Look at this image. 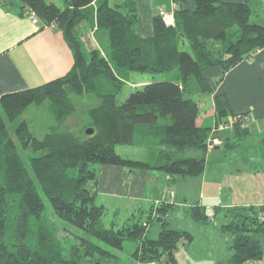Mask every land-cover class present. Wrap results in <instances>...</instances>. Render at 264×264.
<instances>
[{
	"label": "trees",
	"instance_id": "trees-1",
	"mask_svg": "<svg viewBox=\"0 0 264 264\" xmlns=\"http://www.w3.org/2000/svg\"><path fill=\"white\" fill-rule=\"evenodd\" d=\"M17 1L21 16L33 15L42 28L63 34L75 62L64 77L0 98V264H122L118 251L126 241L135 244L131 257L137 263L178 264L177 251L193 236L169 227L166 215L173 206L161 197L145 211L140 206L133 210L124 224L114 218L107 227L106 207L97 204L100 168L161 171L174 186L178 177L204 173L210 139L218 136L228 149L238 146L248 134L250 113L235 115L229 125L234 143L227 144L224 131L216 132L230 122L223 121L230 115L227 95L213 98L214 125L198 123L195 96L215 94L226 73L264 49V25L251 22L264 0H196L194 8L176 0L173 25L154 15L150 38L136 33V0H64V8L46 0ZM13 2L0 0V5ZM82 26L105 30L107 49H89ZM215 67L223 75L209 81L204 74ZM175 69V80H141L120 99L131 72ZM87 94L99 103L87 110L75 133L68 121L77 112L76 99ZM45 102L55 126L39 139L22 116L30 106ZM262 143L264 148V139ZM119 145L141 148L144 158H124L117 152ZM190 210L195 222L209 218L205 206ZM235 210L230 211L232 221L223 225L233 236L229 261L261 260L264 222L258 215L264 207L247 217ZM154 220L162 229L158 237L149 238ZM62 230L65 236H60Z\"/></svg>",
	"mask_w": 264,
	"mask_h": 264
},
{
	"label": "crops",
	"instance_id": "crops-1",
	"mask_svg": "<svg viewBox=\"0 0 264 264\" xmlns=\"http://www.w3.org/2000/svg\"><path fill=\"white\" fill-rule=\"evenodd\" d=\"M116 1L123 2V0ZM182 1L184 3L183 5L187 8L195 7L196 0ZM224 1L243 3L249 0ZM136 3L140 16V23L136 27V33L142 38H150L153 34L152 21L154 15L160 10L165 12L173 11L176 0H136ZM260 4H264V2ZM19 10L20 4L17 1H14L13 5L7 7L0 5V98L8 93L38 87L64 77L73 68L75 62L73 51L60 31L55 30L53 27L42 28L41 24L34 20L32 16H21ZM85 30L87 31V29ZM93 32L96 35L100 31ZM106 38L107 36L100 35L99 41L105 43ZM204 75L209 81H216L223 75V70L220 67L211 68L207 70ZM216 94L227 95L230 107V115L227 117L229 121H232L235 115L244 113H250L251 119L247 123L248 134L238 141L239 144L237 147L228 149L227 145L223 144L216 146L214 149H209L204 173L200 175V177L198 176L199 179H189L188 181L193 185L197 183L200 184L207 198L206 203L196 198L194 201L190 200L191 202H187V205L205 206L206 212L211 206L207 202H211V199H213L211 198V194H214L209 189L211 184H208L209 178H207L206 173L208 164L211 161L212 163L226 161L231 150L241 149L243 151L242 141L248 137L256 135L262 137V140L264 139V49L226 73L224 79L217 87V92L215 94H210V108H207L203 115H201L200 111L198 118L199 124L214 125L216 123L213 102V98ZM201 103L202 102H200V104ZM200 104L199 107L201 106ZM233 135L235 137V132L231 127H228L222 133L223 139L227 141V144L232 143L231 145L234 143L232 139ZM234 141H236V139ZM224 147L226 149H224ZM261 152L263 153V151ZM236 154L235 151L232 155ZM262 157L261 160L264 159V153ZM235 160H237V158ZM233 162L234 161L231 163ZM101 171L102 179H100L98 183V189H101L103 193L111 199H114L116 204H118L114 206V210L122 207V201L120 200L128 201L122 207L125 211H130L131 204H137L136 209H138L139 206H143L144 208H146V205L149 207L154 206V201H157L166 194L165 188L173 187L167 184V176L165 174L163 175V173L161 174V171L142 169L128 170L123 167L112 165L103 166ZM178 179L179 177L174 182V185H176ZM186 181L187 179L182 180V182ZM226 181L228 182V180H225L220 185L227 190V192L225 191L228 196L225 201L226 204H219L211 207L216 210V215L219 214V212L224 215L225 223L232 221L230 211L234 209L243 210L252 215L254 211H259L264 207V170L263 175H261V183L257 185L256 181H254V190L250 191V193H248V191H242L241 193L240 191L238 195H235L233 194V186L230 184L227 185ZM238 187L239 190L242 189L240 185H238ZM186 193L187 192H183L178 196V201L180 203L182 196L184 201L189 200ZM218 194L220 195L222 193L218 190ZM168 203H170L173 208L175 207L174 202L168 201ZM132 206L134 207V205ZM209 217V219H211L210 215ZM160 229L162 228L160 227ZM222 232L229 234V245L223 250V254L215 253V246L213 248V244L209 245L210 247L207 253L203 256V262H205V260L208 262L206 264H232L229 260L232 255L231 245L233 236L224 229H222ZM187 245L182 247H186ZM243 264H264V256L261 260L246 261Z\"/></svg>",
	"mask_w": 264,
	"mask_h": 264
},
{
	"label": "rangeland",
	"instance_id": "rangeland-1",
	"mask_svg": "<svg viewBox=\"0 0 264 264\" xmlns=\"http://www.w3.org/2000/svg\"><path fill=\"white\" fill-rule=\"evenodd\" d=\"M17 1V0H14ZM47 2H52L58 5L61 8L65 7L64 0H46ZM18 2V1H17ZM19 3V2H18ZM175 9V7H174ZM173 9V10H174ZM258 12L254 14L251 18V22L261 23L264 25V4L258 6ZM161 11V10H160ZM172 12V11H171ZM168 12V13H171ZM83 34V40L85 41L87 47L89 49L95 48L99 49L100 51H105L107 49L108 38H106V42H100L99 37L107 36V32L105 30H101L96 35L93 31H90L89 28L87 31L84 29V26L80 28ZM93 32V33H92ZM90 33V34H89ZM105 33V34H104ZM179 76L178 69H175L171 72L166 73H158V74H151V73H139V72H131L130 75V83H126L124 86V93L120 97L121 100H125L129 94L134 90L132 84H136L141 80H146L150 82L154 81H164V80H175ZM218 80H216L217 82ZM195 100L200 104V111L201 115L204 114V111L207 108H210L211 100L210 94L203 93L200 95L195 96ZM99 103L98 100L87 94L80 99H76L75 105L77 107L76 114L69 119L68 123L71 125L70 129L75 133L82 127L84 123V118L86 117L87 110L91 107H94ZM49 104L45 102L42 105H32L30 106L23 114L22 119L26 120L30 131L34 134L35 137L39 139H43L44 136L50 132L52 126H55L54 120L51 118L49 113ZM228 122V118H224L223 121ZM231 126V121L229 123H225ZM262 137L253 135L248 137L244 141H242L243 151L240 150H231L228 154L226 161L215 162L212 161L208 164L207 178L208 184H211L210 190L214 193L211 194V202L209 203L211 206L207 210L208 214L211 216V219L208 218L207 221L203 222H195L191 215V205H187V202H191L190 200L194 201L196 198H199L200 201L206 203L207 195L205 191L201 188L200 184L193 185L191 182H188L189 179H199V177H179L178 182L172 188H165V195L163 198H166L169 202H174L175 207L170 209L168 214L166 215V219L170 224L169 227L177 228L180 230H187L192 236L193 241L187 245L186 247H182L177 256L179 260V264H206L208 263L205 259L203 262V256L207 253L209 249V245H212L214 252L217 254H223V250L227 248L229 245V234L223 233L222 225H225L224 215L219 212V214H215L216 210L211 208L215 205L226 204L225 201L227 200V190L224 187L220 186L223 181L228 180L227 185L233 186V194L238 195L239 192L245 191L250 193L253 191V184L256 181L257 185L261 182V175H263L264 170V159L261 160L263 151V143ZM236 142V141H235ZM238 142V141H237ZM241 143V142H240ZM219 145H222L221 143ZM240 148V147H239ZM238 148V149H239ZM117 152L122 155L124 158H131L142 160L144 157L142 156L144 151L141 148L134 147V146H126V145H119L116 147ZM224 149H226L224 147ZM263 151V153L261 151ZM236 151V155L234 154ZM239 151V152H237ZM262 153V154H261ZM209 156V155H208ZM237 158V160H235ZM207 159V156H206ZM24 160L28 162L27 154L24 153ZM234 161L233 163H231ZM211 167V168H209ZM103 166L100 168L102 170ZM101 172H99V181L102 179ZM161 174L163 172H160ZM164 175V173H163ZM254 176V179H253ZM187 179L186 182H182V180ZM98 181V183H99ZM238 185L242 187L239 190ZM195 186V187H194ZM220 186V187H219ZM240 187V188H241ZM208 190V189H207ZM218 190L222 194H218ZM209 191V190H208ZM187 192L188 201H184V199H180L181 203L178 201V196L181 193ZM122 201L121 206L125 205L126 200ZM119 202V201H118ZM47 204L46 213L51 212V207L49 203ZM97 204L104 205L106 207V215L104 217V221L106 222V226L108 227L110 222L116 218L120 224H124L125 220L130 216L134 209L137 208V204H131L130 211H125V209L117 208L114 210V206L118 205L114 201L108 197L103 191L100 189L97 190ZM192 204V203H191ZM134 205V207L132 206ZM142 208H144L142 206ZM149 208L146 205L147 209ZM215 214V215H214ZM128 216V217H127ZM127 217V218H126ZM125 218V219H124ZM214 219V220H213ZM161 223L158 220H154L153 223L150 225V229L148 231L149 238H156L158 237L161 229ZM66 232L61 231L60 236H65ZM135 251V244L132 242H124V249L122 251H118L119 255L122 257V264H138L135 260L132 259V253ZM142 264H152V263H142ZM155 264V263H153Z\"/></svg>",
	"mask_w": 264,
	"mask_h": 264
},
{
	"label": "built area",
	"instance_id": "built-area-1",
	"mask_svg": "<svg viewBox=\"0 0 264 264\" xmlns=\"http://www.w3.org/2000/svg\"><path fill=\"white\" fill-rule=\"evenodd\" d=\"M159 16L164 18V21L166 22V24L168 25H173L174 23V14L173 11L171 13L165 12V11H159L157 13ZM32 17L34 18V20L38 21L37 18L35 16L32 15ZM249 120V116H246L245 121ZM229 127V125L227 124H220L219 128L217 129L216 132H223L225 131L227 128ZM220 139L219 137H214L212 139H210L209 144H208V148L209 149H214L216 146H219L220 144ZM258 219L260 222H264V212H260L258 215Z\"/></svg>",
	"mask_w": 264,
	"mask_h": 264
},
{
	"label": "water",
	"instance_id": "water-1",
	"mask_svg": "<svg viewBox=\"0 0 264 264\" xmlns=\"http://www.w3.org/2000/svg\"><path fill=\"white\" fill-rule=\"evenodd\" d=\"M86 133L87 134H93V129H87ZM234 214L241 216V217H247V213L243 210H235Z\"/></svg>",
	"mask_w": 264,
	"mask_h": 264
}]
</instances>
